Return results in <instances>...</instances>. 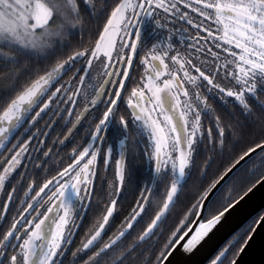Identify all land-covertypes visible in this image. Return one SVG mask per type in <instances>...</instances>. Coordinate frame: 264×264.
Wrapping results in <instances>:
<instances>
[{
	"label": "snow or ice",
	"instance_id": "obj_1",
	"mask_svg": "<svg viewBox=\"0 0 264 264\" xmlns=\"http://www.w3.org/2000/svg\"><path fill=\"white\" fill-rule=\"evenodd\" d=\"M257 188L264 0H0V264H170Z\"/></svg>",
	"mask_w": 264,
	"mask_h": 264
},
{
	"label": "water",
	"instance_id": "obj_2",
	"mask_svg": "<svg viewBox=\"0 0 264 264\" xmlns=\"http://www.w3.org/2000/svg\"><path fill=\"white\" fill-rule=\"evenodd\" d=\"M241 203L240 206L237 205V209L230 210L232 213L226 214L228 216L191 255H185L178 248L170 258V264H208V260L233 231L250 217L264 212V188H257ZM237 264H264V222L240 255Z\"/></svg>",
	"mask_w": 264,
	"mask_h": 264
},
{
	"label": "trees",
	"instance_id": "obj_3",
	"mask_svg": "<svg viewBox=\"0 0 264 264\" xmlns=\"http://www.w3.org/2000/svg\"><path fill=\"white\" fill-rule=\"evenodd\" d=\"M262 212H263V211H262ZM260 213H261V212H260ZM258 214H259V213H258ZM258 214H257V215H258Z\"/></svg>",
	"mask_w": 264,
	"mask_h": 264
}]
</instances>
